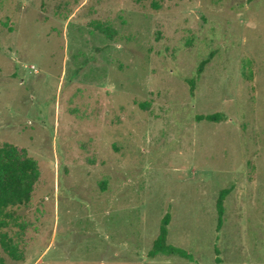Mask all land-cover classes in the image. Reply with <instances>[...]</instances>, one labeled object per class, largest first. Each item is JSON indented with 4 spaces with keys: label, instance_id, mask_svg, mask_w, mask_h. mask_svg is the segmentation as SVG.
Instances as JSON below:
<instances>
[{
    "label": "rangeland",
    "instance_id": "obj_1",
    "mask_svg": "<svg viewBox=\"0 0 264 264\" xmlns=\"http://www.w3.org/2000/svg\"><path fill=\"white\" fill-rule=\"evenodd\" d=\"M5 142L3 264H264V0H0ZM166 213L193 260L149 257Z\"/></svg>",
    "mask_w": 264,
    "mask_h": 264
},
{
    "label": "trees",
    "instance_id": "obj_2",
    "mask_svg": "<svg viewBox=\"0 0 264 264\" xmlns=\"http://www.w3.org/2000/svg\"><path fill=\"white\" fill-rule=\"evenodd\" d=\"M104 31L108 32L109 28H106ZM209 58L210 57L202 60L199 71L202 70ZM190 83L192 84L191 88H193L194 82L191 80ZM197 119L218 122L221 119V114H199ZM38 178L39 167L37 161L33 157L26 156L23 159H19L10 143L5 142L0 144V236L2 238L5 237V234L1 229L10 225L9 218L12 216L10 208L25 205L30 202ZM228 193V188L221 189L216 201V228L218 231L223 224L224 201ZM170 218V213H166L162 218L159 233L153 241L152 248L148 251L149 257L153 258L158 254H165L177 255L193 260V255L188 250L168 242V225ZM4 246L10 255L14 256V258H19V256L15 254L16 248L11 246L10 241L4 243ZM215 252V263L223 264V260L220 257V250L217 246ZM0 264H3V260H0Z\"/></svg>",
    "mask_w": 264,
    "mask_h": 264
}]
</instances>
